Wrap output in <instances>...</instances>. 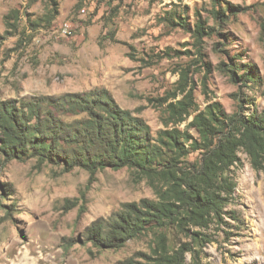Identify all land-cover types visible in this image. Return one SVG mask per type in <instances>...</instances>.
Instances as JSON below:
<instances>
[{"label":"rangeland","instance_id":"1","mask_svg":"<svg viewBox=\"0 0 264 264\" xmlns=\"http://www.w3.org/2000/svg\"><path fill=\"white\" fill-rule=\"evenodd\" d=\"M220 1L0 0V100L106 88L154 134L165 128L167 105L189 90L195 105L181 129L215 101L228 113H259L264 0ZM220 8L222 21L212 13ZM14 10L18 27L11 29L7 16ZM51 12L56 16L48 26L42 18ZM178 16L190 30L198 19L215 30L197 42L193 31L176 24ZM223 63H237L239 75L251 63L258 78L233 80ZM191 133L197 136L194 128ZM199 156L192 152L188 159ZM239 157L231 168L236 189L221 219L201 228L184 214L160 224L132 217L142 229L118 253L106 238L103 247L95 245L89 229L125 213L128 203L149 211L158 195L146 179L127 167L91 176L79 167L64 171L35 158L13 159L0 172V264H118L129 258L157 264L161 250L183 251L184 264H264V172L244 150Z\"/></svg>","mask_w":264,"mask_h":264},{"label":"trees","instance_id":"2","mask_svg":"<svg viewBox=\"0 0 264 264\" xmlns=\"http://www.w3.org/2000/svg\"><path fill=\"white\" fill-rule=\"evenodd\" d=\"M56 13L42 20L50 26ZM212 13L220 21L226 16L223 8L213 9ZM7 19L9 28L16 29L19 12L14 10ZM176 19V24L190 30L184 17ZM168 20L175 21L173 17ZM213 30L198 19L190 31L201 42ZM233 65L228 67L233 80L258 78L255 65L245 64L240 75L238 64ZM180 89L186 91V83ZM194 105L192 90L170 102L165 128L154 134L142 116L123 108L106 88L1 99L0 172L13 159L35 158L39 163L62 166L64 171L83 168L91 176L107 168L127 167L135 177L146 179L158 195V200L148 202L149 211L128 203L125 213L100 220L89 229L95 245L103 247L108 239L116 253L122 242L142 229L132 217L160 224L174 214H184L192 225L205 228L226 213L237 185L231 168L240 160L241 150L249 155L257 171L264 172V110L228 113L215 101L181 129L177 125L187 120ZM192 128L197 136L191 133ZM192 152L200 153L195 161L188 159ZM142 215L147 219H141ZM181 253L169 255L161 250L155 258L157 264H184ZM118 264L139 263L129 258Z\"/></svg>","mask_w":264,"mask_h":264}]
</instances>
